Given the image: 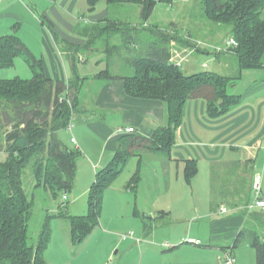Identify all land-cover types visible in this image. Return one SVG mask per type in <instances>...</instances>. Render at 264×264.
<instances>
[{"label":"crops","instance_id":"obj_1","mask_svg":"<svg viewBox=\"0 0 264 264\" xmlns=\"http://www.w3.org/2000/svg\"><path fill=\"white\" fill-rule=\"evenodd\" d=\"M86 11H89L87 0H5L0 5V39L4 36L18 37L42 62L47 76L53 80L64 81L67 78L69 81L74 76L72 58L77 64H85L91 60L102 66V70L91 76L83 75L87 71L78 69L80 78L85 80L78 94L79 111L75 119L73 118L75 129L70 135V142L81 152L73 190L77 193L74 203L88 194V204L92 186L96 181L92 179L93 170L99 173L110 167L118 153L119 141L122 138L118 129L133 128L135 135L151 138L158 127L167 125V116L162 101L128 96L122 80L101 83L96 77L109 68L107 56L98 52L88 53V58H79L63 52L56 38L83 48L88 41L86 37L79 35L77 28L103 20L92 19H98L106 13V10L102 9L100 13L87 17L84 15ZM172 55V60L180 67L190 57L214 58L216 71L207 70L211 67L203 61L200 69L192 65L189 69L181 67L189 75L209 72L235 77L238 74L229 59L226 58L230 64L227 65L225 57L222 61V56L218 53L208 51L204 54V51L199 52L196 46L184 47L180 53L174 51ZM228 71L232 73L227 74ZM249 73L252 77V73L264 71H244L239 82ZM237 86L238 84H235L234 88ZM247 91L249 92L245 95L240 94L243 96V102L239 107L219 118L209 115L204 99L188 100L184 108V122L177 130L171 158L144 149L140 155L130 159L124 172L108 188L110 191L106 195V201L108 199L113 204L117 202L119 206L123 203L129 209L131 219L138 218L143 221L142 243L133 238L111 240V236L115 234L112 231L114 227L107 229L106 224L101 221V230L106 234L93 235L91 233L94 228L76 247L85 249L92 239L95 244L97 241L103 243L101 249L96 250L102 260L111 259L121 252L119 257L112 259L114 264H123V260L132 253L137 255L139 264H211V260L212 263L218 264L221 253L224 257L228 248L236 245L241 239V234L246 233V229L254 232L257 231L256 226L262 225L264 228V221L258 219L261 217L258 215L260 211L249 210L253 193H257L254 190L256 182L260 184V198L264 199V84ZM72 136L77 144L71 141ZM83 154L86 155L88 163L84 173L87 172L92 181L77 184ZM0 155L4 156L0 163L8 158L4 149L0 150ZM187 160H195L197 165V173L191 181L186 178L185 173ZM217 167L222 171H216ZM138 170L140 182L134 193L128 184ZM196 180L201 184V198L206 196L204 198L211 205L209 213L202 214L203 217L190 215V219L186 220V224L196 223V231L193 227L186 236L182 235L183 233L177 235L176 232L172 235L167 231L166 236L168 235L167 238H171V241H158L159 237L153 235L154 230L174 223L171 218L179 208L174 203V195L180 196L184 183L188 187ZM80 184L84 186L81 194L78 193ZM185 192L184 188V194ZM223 208H227L226 213L222 211ZM196 210L199 209L195 207ZM83 212L71 216L89 214V210L87 213ZM68 231L73 242L71 226ZM188 238H194L201 243H187ZM205 240L207 244L204 243ZM248 240L249 238L246 239V244L250 245ZM73 245L75 246L74 242ZM213 249L218 250L214 252ZM47 263L53 264L48 261Z\"/></svg>","mask_w":264,"mask_h":264},{"label":"trees","instance_id":"obj_2","mask_svg":"<svg viewBox=\"0 0 264 264\" xmlns=\"http://www.w3.org/2000/svg\"><path fill=\"white\" fill-rule=\"evenodd\" d=\"M100 1L102 0H87L89 11L93 12ZM105 1L110 14L127 3L138 6L140 17L145 23L152 16L158 2ZM204 6L209 19L216 25L228 27L230 39L235 40L228 53H232L237 59V76L209 72L186 74L172 60V38L160 32L155 35L160 38L161 45L152 44L145 56L128 58L126 63L132 67L133 74L111 76L108 68L96 77L101 83L122 80L126 94L132 98L162 101L166 107L167 125L158 127L151 138L137 136L135 133L121 135L113 163L98 173L92 186L88 201L89 214L68 216L75 244L83 242L99 224L104 193L124 172L133 156L140 155L147 148L171 158L177 130L184 122V108L188 100L204 99L209 115L213 118L222 117L243 102V96L233 92L235 84L242 79L243 72L264 71V0H204ZM131 24L128 19L121 20L109 15L96 23L78 27L79 35L86 37L88 41L83 48L59 41L58 38L56 40L67 55L70 53L73 57L76 55L88 58V53L99 52L108 58L111 51L108 45L118 36L123 38L126 49L135 46L137 29L130 27ZM184 37L187 41L192 39L189 32L184 33ZM188 44L184 46L192 48ZM203 51L204 54L208 52L205 49ZM17 57L22 58L30 67L33 78H0V126L11 127L4 135L5 148L0 145L3 146L0 150L4 149L8 153V158L0 163V264H48L45 252L51 241L50 218L47 219L37 244H32L30 222L35 204L34 198L30 197L25 188L26 173L30 167L36 183L34 189L42 187L54 199L59 194L67 196L74 190L81 152L78 148H70L64 144L59 138V132L67 130L69 123L75 121L79 111L78 94L85 79L80 78L74 58V76L68 82L49 78L42 62L18 37H2L0 69H11ZM107 62L109 64L108 59ZM144 141L150 144L149 147L142 146ZM185 173L186 178L191 181L197 173L195 160L186 161ZM139 182L138 170L128 184L134 193ZM258 219L264 221V217ZM256 234L248 236L243 233L238 242L248 236V241L256 252V263L264 264V239ZM238 242L228 250L234 252Z\"/></svg>","mask_w":264,"mask_h":264},{"label":"rangeland","instance_id":"obj_3","mask_svg":"<svg viewBox=\"0 0 264 264\" xmlns=\"http://www.w3.org/2000/svg\"><path fill=\"white\" fill-rule=\"evenodd\" d=\"M225 1V0H224ZM107 2L105 0L100 1L93 12H87V17L92 14H98L102 9L106 10V13L98 19L92 20H101L109 15L117 17L119 19H128L131 21L132 28H136L137 36L135 37V46L126 49V44L124 43L123 38L120 36L115 39V41L109 43L108 48H110L109 53V72L111 76L117 75H127L133 74L134 71L132 67L127 65L128 58H133V56H140L146 55L148 52L149 47L152 44H162L160 38H158L155 34H159L160 32L168 35L172 38L173 45H171L172 52L180 53L181 49L184 50V44L189 43L188 45H192V48H196L199 50H208L210 52L222 54V61L224 60L223 57L229 59V61L236 67V71L239 72L238 65L236 64L237 59L232 53H228L229 47L235 40L230 39L229 35V28L224 26L216 25L209 19V16L205 10L204 0H158L157 5L153 11L152 16L150 19L145 23L140 17V9L138 6L133 4H125L123 7H119L115 9L111 14L109 9L107 11ZM264 16V14H263ZM88 19V18H86ZM104 26V25H103ZM191 33V41H187L186 37H184V33ZM187 41L186 43H184ZM200 43V45L198 44ZM117 46L118 48H115ZM180 48V49H176ZM186 48V47H185ZM188 48V47H187ZM176 49V50H175ZM178 51V52H177ZM141 52V53H140ZM137 53V54H136ZM140 53V54H138ZM107 56V55H106ZM203 61H206L211 68H208L209 71H216L215 70V62L213 57L203 58V57H190L187 61L181 64L183 69H189V67L196 66V69H200V66ZM227 65H230L229 62L226 60ZM14 66L11 69H0V78L4 79H12L14 77H20L22 79H31L33 78L32 72L30 67L19 57L14 61ZM225 67V66H224ZM82 69L83 71H87V76L94 75L102 70V66H99L96 61H89L85 64L78 63L77 70ZM201 71V70H199ZM227 74L232 73L231 71L226 72ZM252 77L250 73L244 76L242 82L238 83L236 88H233L234 93L239 94H246L247 90H251L253 88H257L264 84V73H252ZM66 76V75H65ZM254 77V79H253ZM65 82L68 81L67 78L64 80ZM11 127L5 128L0 126V145H3L4 135L5 133L10 130ZM59 138L64 142V144L68 145L69 147L75 148V146L70 142V132L67 130H62L59 132ZM149 143L144 141L142 142V146H148ZM4 146V145H3ZM2 146V147H3ZM0 146V148H2ZM5 148V146H4ZM147 149V148H146ZM85 154H83V159L80 163V173L78 176V182L87 183L95 181L97 179L98 172L97 170H93L94 176L91 179L88 173H84L86 166L88 167V163L85 159ZM4 160V156L0 155V161ZM84 168V169H83ZM216 171L221 172V168H215ZM188 187L184 183V187H181L180 196L174 195L175 199L174 203L179 208L174 213V217L171 219L173 220V224H166L165 227L160 229H155L153 235L156 234L159 240L163 239H171L167 238L166 232H170V234L176 232L177 235L183 233L182 235L186 236L189 229L193 228L196 231V223L189 222L186 224V220L190 219L193 215H201L209 213V201L206 200V196L203 195V200L200 195L201 184L198 181H192ZM259 183L256 182L255 185ZM35 178L34 174L32 173L31 168L29 167L26 173L25 178V188L27 193L30 197L34 198V214L32 220L30 222V241L32 244H37L39 237L41 235L42 229L49 219L50 228L52 230L51 234V241L49 244L48 250L45 252V258L49 263L53 264H114L112 262L113 258L119 257L118 255L112 256L111 259L102 260V256L97 254L100 250L102 244L97 241V244L93 241H90L88 247L85 249L80 250L79 247L73 245L71 241V237L69 235V226L70 219L68 216L72 214L88 212V194L84 195L81 199L77 201L74 199L76 198V191H72L67 194L68 199L64 200L63 194H59L56 199H54L51 194L46 191L44 188L39 187L35 188L34 186ZM255 187V186H254ZM185 188V194H184ZM77 189V187H76ZM75 189V190H76ZM84 189L83 184L78 186V193H82ZM189 190V191H188ZM255 190V189H254ZM110 190L107 189L104 193L103 205L101 210L100 222L95 227L94 231L91 233L93 235H101L106 234L102 229V222L106 224V228L111 230V227H114L112 231H114V236H111V240L121 238L122 236L129 233L134 232V240H140L142 243L143 238V221L141 219H134L130 218L129 209H127L123 203L122 205H118L117 202L114 204L109 202L106 195ZM189 192V193H188ZM253 198L249 203V206L255 202V193H253ZM209 196V195H208ZM180 197V198H179ZM172 198V195H171ZM179 198V200H178ZM195 207L199 210L195 211ZM66 211L68 214H66ZM257 209H253L251 212H256ZM249 212V211H247ZM250 213V212H249ZM61 214H65L64 216H60ZM82 214V213H81ZM50 216V217H49ZM200 216V217H201ZM192 219V218H191ZM128 224V227H127ZM131 224V225H130ZM127 227V228H126ZM137 227V228H136ZM68 228V229H67ZM204 227H201L203 229ZM257 231H249L246 229V233L248 236L254 234H259L264 239V228L262 225L256 226ZM105 230V229H104ZM251 232V233H250ZM195 234V233H194ZM202 234V233H199ZM256 234V235H257ZM203 235V234H202ZM109 236V235H108ZM246 236V235H245ZM248 236L240 240L237 244L238 247L234 250L233 256L236 260L235 264H255V250L248 244H246V239ZM110 237V236H109ZM67 238V240H66ZM171 241V240H170ZM67 242V243H66ZM187 242V241H186ZM139 243V244H141ZM207 244L206 240L204 242ZM211 244V241H210ZM138 245V244H137ZM223 245V244H222ZM144 243L142 244V247ZM95 247V248H94ZM139 248V246H136ZM104 248L102 249V251ZM218 250V249H216ZM213 249L214 252H216ZM115 250L114 253H116ZM139 251V255H140ZM226 254V253H225ZM225 254L221 253L222 257L218 264H225ZM104 259V257H103ZM102 260V261H101ZM123 264H139L137 261V255L132 253L128 255L124 260ZM145 264V262H144ZM211 264H217L212 263Z\"/></svg>","mask_w":264,"mask_h":264},{"label":"built area","instance_id":"obj_4","mask_svg":"<svg viewBox=\"0 0 264 264\" xmlns=\"http://www.w3.org/2000/svg\"><path fill=\"white\" fill-rule=\"evenodd\" d=\"M4 1H5V0H0V5H1ZM232 44H235V42L232 43ZM74 129H75V123H74V121L72 120V121L69 123L68 127H67V131L70 132V134L72 135ZM134 132H135V130H134L133 128H119V129H118V134H120V135H124V134H128V133H134ZM71 141H72L74 144H77L76 139H75L74 136H72ZM259 190H260V184L257 183V184L255 185V191L257 192L256 195H255V196H256V197H255V202H254L252 205L249 206V210L252 211L253 209L256 208V209L259 210L260 212H263V213H264V199L260 198ZM63 198H64V200H66V199H67V196L65 195ZM222 211H223L224 213H226V212H227V208H223ZM134 236H135L134 232H129V233L123 235V236H122V239H123V240H128V239H132V238L134 239ZM138 241H139V240H138ZM187 243H191V244H197V245H199L201 242L198 241V240H196V239H194V238H188V239H187ZM166 246H169V245H166ZM235 263H236V260H235V258H234V256H233V252H232V250H228V251L226 252V254H225V264H235Z\"/></svg>","mask_w":264,"mask_h":264},{"label":"water","instance_id":"obj_5","mask_svg":"<svg viewBox=\"0 0 264 264\" xmlns=\"http://www.w3.org/2000/svg\"><path fill=\"white\" fill-rule=\"evenodd\" d=\"M258 215H260L261 217H264V213L263 212H259Z\"/></svg>","mask_w":264,"mask_h":264}]
</instances>
